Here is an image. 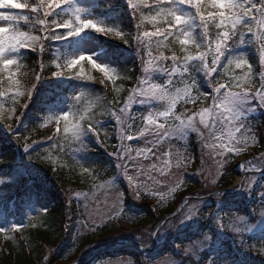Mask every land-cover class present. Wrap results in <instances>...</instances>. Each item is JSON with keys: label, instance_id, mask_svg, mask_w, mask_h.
Wrapping results in <instances>:
<instances>
[{"label": "trees", "instance_id": "16d2710c", "mask_svg": "<svg viewBox=\"0 0 264 264\" xmlns=\"http://www.w3.org/2000/svg\"><path fill=\"white\" fill-rule=\"evenodd\" d=\"M74 1L72 7H74ZM93 1L91 13L97 16V25L112 28L113 32L109 35H102L88 29L84 31L83 35L87 38H95L102 48V55L108 54L113 65L104 66L115 70L114 80L105 78L103 73L92 68L88 62L79 64L71 70H66L65 77H52L51 73L56 70V65L60 64L63 66L62 60L65 54L70 52L78 42V36L59 41H43L45 30L39 28L34 18L28 22H21V24L16 25L17 28L28 31L32 35L40 36L41 40L35 42L37 52L20 50L14 53L13 58L19 61V67L12 66L10 70L0 72V93H3V95H0V179H8L10 181L0 185V214L6 215L11 205L14 215L21 220H25L28 224V230L23 234L11 231L8 222L6 223L8 225L0 230V264H44L46 251L58 246L59 240L64 235L61 225V219L64 217L62 216L61 205L73 202L69 206V209H71L72 215L75 217L78 215L76 210L78 207L77 205L75 206L73 199L76 190L70 188L73 192H69L63 185L66 179L77 181L74 169H77L78 166L76 165L74 155L78 153L77 155L80 159L78 162L83 160V166L91 169L93 177H97V175L99 177L102 171L105 176L108 175L109 171L104 167L108 159L104 155H109V153L99 146L101 141L99 139L103 137L99 124L102 125L104 123V127L108 128L106 131L110 133L114 131L115 127L112 126V121L111 123L108 121V118L113 112H116L118 115L120 114L119 110L126 105L138 81L144 77V73L141 71L142 59H149V53L152 56H157L163 51L165 55L170 56L173 54V50H175L177 55H183L179 50L180 46L178 42L173 37H168L167 40L163 37L144 38L143 40L136 39L144 31L152 32L157 27H167L164 24L153 25L148 22L156 15L158 9L145 7L142 0H135L134 3L138 7L135 12V18H133V13L129 10L126 0ZM27 2L36 3L38 0H27ZM253 2H256V0H253ZM146 3L153 5L155 0H146ZM7 6L8 8L16 7V1L13 5ZM180 8L184 9L185 16H194L195 14L194 9L187 6H180ZM73 10L68 11L67 8L58 9L54 17H50L49 19L55 18L57 21L74 20ZM205 11L212 12L215 9L206 7ZM26 14L34 16V14ZM16 15L19 16L21 14L17 13ZM245 19L249 18L246 17ZM250 23L252 24L253 33L258 32L259 29L256 22L250 21ZM191 27V41L195 43L190 42L188 51L196 55L198 52L206 50V41L204 40L203 28L199 26L198 20L194 21ZM218 31L220 30L215 27V24L210 23L208 26V38L215 40ZM116 32L121 33L120 38H117ZM241 32L245 36L246 44L232 48L227 52L217 72L214 73L211 79L217 78L227 83L226 80L230 79L231 76L242 78V80L234 84H239L244 90L256 93L261 87V74L264 71V67L259 62V49L264 40L248 32L246 26L239 27L238 32L233 37L235 45L240 44L239 34ZM57 34L63 36L64 30H60ZM2 35L3 31L0 32V36ZM125 39L128 41L127 43L124 42ZM41 43L45 45L42 53L39 52ZM197 44L201 45V47L197 48L195 46ZM137 52H139V55H137ZM239 54H244L253 67L248 79H245L246 68L243 70L232 68L227 72L223 69V65L227 62L228 58ZM208 61L210 63L211 56L208 57ZM162 66L170 69L172 62H162ZM78 72L80 73L79 77L76 75ZM189 72L196 77L197 87L200 91L211 90L208 79H205L203 69L198 61L189 62ZM11 73H15V75H11V79H9ZM37 75H40L39 80H36ZM152 75L153 82L155 83H160L164 80L158 73ZM185 75L189 79L188 74ZM68 76L73 78L69 79L67 78ZM101 80H104V83H100ZM32 88V95L28 99L27 92ZM230 90L240 91L241 87L231 88ZM196 94L200 98L194 102L195 104L192 105L193 108H190L191 110H185V117L191 116L193 112H199L200 109L207 108L212 104L210 98L205 99L206 95L200 96L197 92ZM75 97H79V99H75ZM25 104L26 106L24 107ZM65 106H69V119L67 122L69 126L73 122L78 121L81 115H84L85 120L81 121V123L85 128L89 122H98L94 132L99 131V139L94 132L85 131L79 141L74 140L71 132L68 134L63 132L64 121H61L59 131H57L58 126L55 123V112ZM10 110L12 115L8 116ZM132 112L133 110L129 111L131 115ZM46 121L47 124L45 123ZM9 125H11V131H9ZM245 129L248 135V142L243 156L246 160L256 161L257 166L259 161L256 159L264 156V113L258 111L257 114L249 117L245 124ZM254 137L257 138L258 143ZM25 143L30 145L27 152L22 147ZM201 148H203L201 143H198L194 139V136L191 135L185 155L186 162L190 164L186 168L187 175L202 170V178H205L210 172L208 168L213 164L212 160L216 161V157L212 158L209 154H203ZM224 158L228 165L223 169L222 174H224H221L222 176L218 180V187L215 188L216 191L227 188L232 184L234 179L231 175L230 167L236 156L226 154ZM20 170L24 173H21ZM104 177L101 179H104ZM256 177L252 176V179ZM86 179L88 178L84 179L85 183H87ZM65 186L73 187L70 182H67ZM201 186L205 185L200 184L199 189L195 190L198 196L202 195ZM206 187H209L205 191L207 192L206 194L214 192L213 187L208 184ZM187 189V191L179 192L176 195L177 201L190 194H194L193 189L190 187H187ZM30 191L31 194H37L42 191L52 203L56 202V204L50 210L43 212L32 210L29 213L25 209L26 204L20 205L19 202H25L28 199L27 196ZM253 195V187L251 186V190L249 191L250 200L247 204L251 201ZM230 196L237 197L236 193ZM12 197L14 199L12 203H9L8 199ZM58 201L60 202L57 205ZM151 203L155 204L154 202ZM206 203L208 201L205 199L193 201L188 205H194L196 208L201 206L200 208L204 209L203 206ZM138 206L143 212L147 213L151 205L146 200H143ZM168 206L169 208L161 211V216L158 219H155L154 209L152 210V214H143L140 226L144 228L146 226H153L162 217L171 214L175 210L176 204L172 205L170 202ZM233 210L239 211V207H234ZM200 216L199 213L198 217ZM172 221L174 222L176 219ZM206 229H208L206 223H203L201 219L198 222L195 220L191 228L190 226L187 227L179 236H176L177 238L181 237L182 240H186L189 236L198 239V237L203 236V232ZM124 232L129 234L126 229L117 226L115 230L107 232L105 237L115 234L120 239H126L122 235ZM258 236L260 242L264 241V231ZM86 237L81 235L76 239L73 255L70 258L79 255L84 246L91 245V239ZM90 237L92 238L93 236ZM105 237L100 238L99 241H103ZM248 240L250 244L254 242L252 237H249ZM215 241L216 239L213 238L209 251L202 253L199 264H207L208 258L212 256L211 253L213 254V257H211L213 264H264V249L259 241H256L255 244L260 247L261 252H250L249 255H244V260L238 257V251L235 250V246L228 240L213 245L212 243ZM166 243L169 244L170 241L168 240ZM171 243L173 244V242ZM66 248L67 246L63 245L58 247L54 251L56 253L53 252L54 254L49 257L50 264H65L62 263V259ZM165 250L167 248L162 247L156 252L146 253L143 256L151 259ZM124 252L127 255L130 254L129 256H135L138 253L134 249H126L118 251L117 255Z\"/></svg>", "mask_w": 264, "mask_h": 264}, {"label": "rangeland", "instance_id": "374dc122", "mask_svg": "<svg viewBox=\"0 0 264 264\" xmlns=\"http://www.w3.org/2000/svg\"><path fill=\"white\" fill-rule=\"evenodd\" d=\"M14 1L15 0H0V7L8 8L7 5ZM134 2L135 0H133V3ZM93 4V0H77L73 12L78 8L80 9L79 14L81 15V19H91L97 22V16L91 13ZM174 10L177 14L185 15L184 9L180 8V6H175ZM0 26H3L2 22H0ZM1 31H3L2 28H0V32ZM82 33H80V40L73 49L65 54L62 65H65L68 61L81 55L91 57L95 63L103 66L113 65L108 54L102 55V48L96 42L95 38L84 37ZM9 57L13 58L14 53H10ZM85 62H87V60L81 61L80 64H84ZM159 74L160 73H158V75ZM160 77L164 79L163 81L168 79L167 75L164 74H160ZM233 77L235 76H231L226 82L228 84H234L242 80V78L234 80L232 79ZM172 81L173 83L170 90L175 94L176 90L180 89L181 98L177 101L176 108L172 114L163 121V123L167 125V129H157L155 126H147L148 130L146 132L143 131L146 125H144L140 118L141 115H146L150 110H152L155 115L166 111L168 108L167 104L155 102L148 105L131 104L126 108V111L129 112L133 110L132 115L131 113L130 115L135 117V119H128L126 115L120 113L119 115L124 121L123 125L117 124L116 118L111 113L108 121L110 123L112 121L111 124L115 127L114 131L111 133L106 131L108 128L104 127V123L102 125L99 124L103 135L102 139H99L101 140L99 146L109 153V155H104L108 159L104 164L105 169L109 171L108 175L105 176L102 171L99 177L98 175L97 177H93L91 169L83 166V160L78 162L80 160L77 155L78 153L74 155L76 158V165L78 166L77 169H74L77 175V181L74 179L71 181L66 179L63 185L69 192H73L70 188L76 190L73 199L75 206L77 205L78 207L76 208L78 215L75 217L72 215L71 209H69V206L72 205L73 202L61 205L62 216H64L61 219V225L64 235L59 240L58 246L52 247L46 251L45 257H51V255L56 253L54 251L63 245L65 247L67 246L64 250L62 259V263L65 264H125L128 259H132L135 264H146V262L147 264H169L172 259L170 255L180 261V264H199L201 262L202 253L209 251V247L203 248L199 253L200 259L198 262L193 261L190 257L183 256L182 249L201 240L202 236L198 237V239L189 236L186 240H182L181 237L177 238L176 235L179 236L187 227L190 226L191 228L195 220L198 222L200 219L203 223H206L208 227L203 234L209 233L212 238L216 239V241L212 243L213 245L228 240L235 246V250L239 253L238 257L242 260L245 259L243 258L244 255H249L250 252H261L260 247L256 246L255 243L256 241L260 242L258 235L264 231V221H262L259 216L261 208H264V168L260 169V166H264V158L261 160L258 158L256 159L259 161L257 166L256 163H249L251 161L244 158L243 154L246 152L248 142V135L245 129L246 122L240 119L220 120L216 114V110L212 109V114L208 118L207 124H202L198 115L191 124H188V117L190 116L185 117V110H191L190 108H193L192 105L195 104L191 101L185 103L183 99V89L185 84L189 82V79L186 78V75L181 76L177 73L172 77ZM201 92L211 93V90L207 89ZM205 95L206 94H200V96ZM192 96L196 98V100L200 98L196 92H193ZM211 107L212 106H208L207 108ZM243 107L244 105L241 104L235 105L236 110L241 111L242 115ZM123 108H125V106ZM201 110L202 109H200L199 112ZM258 111L264 113V109H257L249 117L254 116ZM9 112L8 116H11V110ZM68 112L69 106L59 108L55 112V118L66 114L69 115ZM199 112H193L192 115ZM177 117H179V119H177ZM181 121H184L187 127H181ZM45 123L47 124V121ZM213 124L216 125L214 133L212 128ZM121 128L133 133L134 136H139V134L143 133L141 140H121L118 138ZM229 132H231L230 135L228 134ZM191 135L194 136V139H196L198 143H201L203 154H209L212 158L216 157L215 162L214 159L212 160L213 164L208 168L210 172L205 178H202V170L195 171L192 174H186V168L190 166V164L186 162L185 155ZM165 136H167L166 139L164 138ZM128 144H131V149H129ZM134 149H146V151L137 152L133 151ZM226 154L229 156H236V159L230 167L232 172L231 175L234 177V180L231 186L218 192L215 188L218 187V180L224 174H222L223 169L228 165L227 161L224 160ZM241 164H246L247 167L240 168L239 165ZM85 168L88 170L85 171ZM20 172L24 173L22 170H20ZM252 176L257 177L252 179ZM103 177L104 179H101ZM129 177L132 180L131 184L129 183ZM85 178H88L86 179L87 183L84 181ZM5 180L8 181V179ZM67 182H70L73 187H66L65 184ZM200 184L205 186H201L202 195L198 196L195 190L199 189ZM207 184L213 187L214 192L206 194L207 192L205 191L209 189V187H206ZM251 186L253 187L254 195L247 204L250 200L249 191L251 190ZM187 187H190L194 191V194L188 196L195 198L189 199L188 202H183L179 212L174 215L175 210L182 201H177L176 195L179 192L187 191ZM243 189L248 190L245 191ZM233 193H236L237 197H231L230 195ZM217 194L221 195L218 196ZM138 195L139 198L137 199ZM27 197L28 199L25 200V202L22 201L19 202V204H26L25 209H27L26 211L29 213L32 210L41 212L47 211L56 204V202L52 203L42 191L37 194H31L30 191ZM13 199V197L9 198V203H12ZM205 199L208 203L203 206L204 209H201V206L196 208L194 205H188L193 201H202ZM143 200H146V202H149L151 205L148 210L149 212H147L148 214H152V210L154 209L153 213L155 219L161 216V211L163 209L169 208L168 204L170 202L172 205L176 204L175 210L169 214L172 217L168 219V221L163 222V220L169 216L166 215L153 226H146V228L140 226L143 218L142 215L147 214L138 206ZM239 201H241V203H239ZM59 202L60 201L57 202V205ZM234 207H239V211H234ZM254 209L256 212H254ZM193 212H196L197 216L188 220H183V218L191 216ZM199 213L201 215L200 217H198ZM239 216L244 217V225H238L237 217ZM5 219L11 221L10 225L13 229L11 231L15 230L23 234L22 232L28 230L27 222L14 216L11 205L6 215L0 214V230L4 226L6 227ZM173 219H176V221L173 222ZM217 222H221L225 230H222ZM251 225H256V227L249 229L248 226ZM117 226H121L128 231L129 234L126 232L122 234L126 239H120L119 236L115 234L105 237L107 232L109 233L115 230ZM215 226L217 227L215 228ZM233 226L244 227L243 232H232ZM81 235L87 236L86 238L91 239L93 244L90 243L91 245L87 247L84 246V249L82 248L83 250L79 255L70 258V256L73 255L76 239ZM90 236L93 237L91 238ZM102 237H105L103 241H99ZM249 237L254 239V242L251 244L248 240ZM168 240L170 241L169 244L166 243ZM122 241L132 243L134 247H144L146 251L141 252L142 250L138 248L140 252L135 254V256H129L130 254L127 255L126 252L119 255L110 254L108 252V250L131 249V247L124 245ZM171 242H173V244ZM260 243L262 244V242ZM100 247L105 249L101 250ZM162 247L167 248V250L157 254V256L151 259H147L143 256L146 253L156 252ZM262 247L264 249V245H262ZM92 250L94 251L90 252ZM211 255V257H213L212 253Z\"/></svg>", "mask_w": 264, "mask_h": 264}, {"label": "snow or ice", "instance_id": "6c2138e0", "mask_svg": "<svg viewBox=\"0 0 264 264\" xmlns=\"http://www.w3.org/2000/svg\"><path fill=\"white\" fill-rule=\"evenodd\" d=\"M129 10L133 13V18H135V12L138 7L137 4L133 3V0H126ZM142 3L145 7L156 8L158 11L156 15L152 17L148 22L153 25L164 24L167 27H157L155 31L148 32L144 31L140 33L136 39L143 40L144 38L152 37H163L165 40L168 37H173L180 46V52L183 55H177L175 50L173 54L168 56L165 55L163 51L157 56H152L149 53L150 58L147 60L142 59V69L144 77L140 79L136 85V88L132 91L131 96L128 99V102L125 105V108L119 110L120 113L126 115L128 119H135L132 117L129 112L126 111L131 104H142L148 105L152 103H163L167 104L168 108L164 112L153 114V111L150 110L146 115H141V119L146 125L143 131H147V126H155L157 129H167V125L163 123L172 112L175 110L177 101L181 98V90L177 89L175 94L172 93L171 85L173 83L172 77L179 73L181 76L188 74L189 82L185 84L183 89V99L185 103L187 102H196V98L192 96L193 92L198 94H206L205 99L210 98L212 101L211 108H204L199 113H194L192 116L188 117V124H191L193 120L196 119L197 115L199 116L200 122L202 124H207L208 118L212 114V109L216 110V114L220 120L224 119H240L245 122L248 121L249 116L254 113L257 109H264V73L261 74V87L256 93L244 90L243 87L239 84H228L219 80L217 78L211 79L214 73L217 72L218 67L221 64L222 59L225 58L226 53L229 52L232 48L237 46H243L246 44L245 36L241 32L239 34V45H235L233 42V37L239 30V27H247L248 32L253 33L252 24L250 21H255L259 29L258 32L253 33L257 38L264 40V0H155L153 5L146 3V0H142ZM17 6L14 8H4L0 7V22L3 23V26L0 28L3 29V35L0 36V72L3 70H10L12 66L19 67L20 63L16 58H10V53H17L20 50H28L37 52L35 47V42L40 41L41 37L38 35H32L30 32L17 28L16 25L21 24V22H28L35 19L36 24L40 29L45 30L43 35V41L47 40H63L69 37L78 36L80 33L91 29L94 32L102 35H109L113 32L112 28L98 26L94 20L91 19H81L80 9L76 8L73 12L74 20H63L57 21L54 17L58 9L67 8L68 11H72L74 8L73 0H38L36 3H29L27 0H16ZM175 6H187L188 8L194 9V16H185L177 14L174 10ZM215 9L212 12H206L205 8ZM20 13L21 15L17 16L16 14ZM26 13L34 14L28 15ZM42 13V15H41ZM248 17L249 19H245ZM199 21V26H202L204 31V40L206 41V50L198 52V54L193 55L188 51V45L195 43L191 41V30L192 24L194 21ZM210 23H214L215 27L219 29L217 37L215 40L208 38V26ZM60 30H64V35L61 36L59 33ZM117 38H120L121 33L116 32ZM128 41L125 39L124 41ZM44 43H41L39 52L44 51ZM197 48H200L201 45H195ZM139 55V52H137ZM211 56V61L209 63L208 57ZM87 60L92 68L98 70L100 73H103L104 77L108 80H114L115 70L109 69L106 66L95 63L91 57L81 55L75 59L68 61L65 65L61 66L60 64L56 65V70L51 73V76L54 78L65 77V71L71 70L75 66L79 65L81 61ZM172 62V67L168 69L166 66H162V62ZM182 61V63H181ZM198 61L199 65L203 69L205 79H208L209 86L211 88V93H203L197 87L196 77L189 72V62ZM259 62L262 67H264V44H261L259 49ZM235 69H247L245 73V79L250 77L252 72V65L246 59L244 54H239L232 56L227 59V62L223 65L225 72ZM160 73L167 75L168 79L160 83L153 82L152 74ZM221 74V73H220ZM11 73L9 79H11ZM77 77L80 76L78 72ZM67 78L71 79L73 77L68 76ZM40 79V75L36 76V80ZM232 79L238 80V77H233ZM100 83H104V80H101ZM241 87L240 91H232L231 88ZM34 88V87H33ZM27 92L28 99L32 95V91ZM3 95V93H0ZM79 99V97H75ZM27 104V103H26ZM24 105V107L26 106ZM241 104L244 105L242 112L237 111L235 105ZM112 115L116 118L117 124H124L121 116L116 112H113ZM51 119V117H49ZM68 115L57 116L55 118V123L58 126L57 131H59V125L61 121L65 122L63 132L68 134L71 132V136L74 140L79 141L81 135L87 132H94V129L98 122H89L88 126L85 128L81 121L85 120V116L81 115L78 121L73 122L70 126L68 122ZM179 119V117H177ZM130 127V126H129ZM181 127H187L184 121H181ZM9 131H11V125L8 126ZM213 133L216 130V125H212ZM99 139V131L94 132ZM162 134V133H158ZM229 135L231 132L228 133ZM143 133L139 136H134L133 133L125 131L124 128H121L119 131V137L121 140L132 141L134 139L141 140ZM165 139L167 136L164 137ZM19 139V138H17ZM255 141L258 143L256 137ZM101 142V141H100ZM25 152L28 151L30 145L25 143L23 146ZM129 149H131V144H128ZM133 151H146V149H134ZM264 156H260L258 159L261 160ZM249 163H256V161H251ZM240 168L247 167L246 164L239 165ZM264 166H260V169ZM88 169L85 168V171ZM129 183H132L131 178L129 177ZM6 181L5 179H0V185H3ZM240 187V186H237ZM249 189V188H248ZM248 189H243L247 191ZM218 196L221 194H217ZM139 195L137 196V199ZM189 200V198H188ZM188 200L186 202H188ZM254 212L255 209H254ZM197 216L196 212H193L191 216L183 218V220H188ZM259 216L262 221H264V208H261ZM170 218V217H169ZM238 225L245 224V219L242 216L237 217ZM218 226L224 229V225L221 222H217ZM249 229L256 227V225L248 226ZM243 228L238 226H233L232 232L240 233L243 232ZM212 236L209 233H204L202 239L190 244L182 249V255L185 257H190L193 261H199V253L205 247H209L212 241ZM179 247V246H177ZM172 259L169 264H180V261L176 260L172 255ZM163 257V256H161ZM160 257V258H161ZM45 264H50L49 258L45 257ZM125 264H135L132 259H128ZM147 264V262H146ZM207 264H213L212 258L209 257Z\"/></svg>", "mask_w": 264, "mask_h": 264}, {"label": "water", "instance_id": "95a60500", "mask_svg": "<svg viewBox=\"0 0 264 264\" xmlns=\"http://www.w3.org/2000/svg\"><path fill=\"white\" fill-rule=\"evenodd\" d=\"M188 198L191 199L190 197H188ZM188 198H184V199L181 201V203H180V205L178 206V208L176 209L174 215L177 214V213L179 212V210H180V208H181V204H182L183 202L187 201ZM169 217H171V216H169ZM169 217L165 218V219L163 220V222H165L166 220H168ZM127 245H132V244L127 243ZM107 248H109V247H107ZM102 249H105V248H102ZM141 249H142L143 251H146L145 248H141ZM93 251H94V250H92V251H90V252H93ZM73 264H78V263H73Z\"/></svg>", "mask_w": 264, "mask_h": 264}]
</instances>
